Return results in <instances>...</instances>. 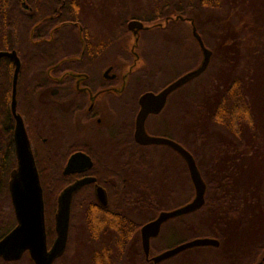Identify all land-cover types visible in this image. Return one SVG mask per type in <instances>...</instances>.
<instances>
[{
  "label": "flooded vegetation",
  "instance_id": "flooded-vegetation-1",
  "mask_svg": "<svg viewBox=\"0 0 264 264\" xmlns=\"http://www.w3.org/2000/svg\"><path fill=\"white\" fill-rule=\"evenodd\" d=\"M18 1L24 10L18 11L21 15L20 44L14 39V44L19 45V51L12 49L0 52L14 51L19 62L16 115L22 120L35 167H46L45 183L48 188L60 185L58 195L53 196L50 204L47 202L49 206L43 197L47 249L52 244L48 246L46 211L52 213L54 226L60 194L82 180L93 181L81 186L73 194L67 244L75 211L80 213L81 218L87 219L95 209L106 210L114 203L118 207L121 189L132 188L134 185H143L140 188H153L156 191L161 185V179L154 182L146 179V174L154 176L156 170L153 168L146 171L144 167H175L176 172V167H180L179 171L183 176L180 179L170 177L169 190L163 200L167 203L170 198L174 205L168 210H160L158 214L182 208L192 202L195 192L184 159L169 146L142 145L135 138L141 96L147 92L158 94L180 77L161 86L157 85L158 74L149 67V55L153 49L152 44L160 43L156 40L159 38L143 36L144 30L135 35L128 32L130 36L119 40L99 38L85 24L66 21L64 11H33L30 0V4L26 0ZM14 19L17 22L18 16H14ZM124 39L126 40L123 42ZM193 39L192 32L191 36L182 37L187 45L193 44ZM16 66L15 60L0 58V167H17L14 143L16 120L11 111ZM179 90L167 96L165 105L158 114L147 116L144 128L148 136L173 141L190 153L188 147L176 138L174 119L177 117ZM150 126L157 129L150 130ZM159 150L163 154L156 152ZM153 155L157 157L154 159ZM76 156V161L69 165L70 160ZM66 167L76 168L66 173ZM8 181L5 189L0 181V221L10 215L14 224L0 236V240L17 225ZM98 189L105 194L104 205L99 201ZM158 197L155 196V199ZM2 201L8 205L7 213ZM205 205L206 202L198 211L164 223L158 236L150 240L148 257L143 253L140 238V228L146 224L144 223L139 228L136 239L132 240V244H136L142 251V254L138 251L141 263L154 264V256L193 240V219ZM171 222L174 225L168 226ZM177 232H181L180 239L158 247L161 238L170 239ZM218 242L216 249L221 248V242ZM66 250L67 245L61 257H64ZM189 250L158 264L170 262ZM25 256L33 264L27 254L21 259ZM263 257L262 255L260 259ZM16 262L0 259V264Z\"/></svg>",
  "mask_w": 264,
  "mask_h": 264
},
{
  "label": "rangeland",
  "instance_id": "rangeland-1",
  "mask_svg": "<svg viewBox=\"0 0 264 264\" xmlns=\"http://www.w3.org/2000/svg\"><path fill=\"white\" fill-rule=\"evenodd\" d=\"M140 1L139 4L145 8L149 7L150 4L154 5L153 0ZM179 1L185 4L188 3V0H167L171 6ZM253 1L254 0H250L251 3H253ZM117 2L118 0H110V7L108 10L102 11L101 6L104 4V0L83 1L85 6L83 9L84 11H82V19L86 22L85 24L90 28L94 36L118 40L119 38H127L130 36L128 31L124 34L121 33V19H118L119 14H117L115 7ZM234 6L235 4H233L232 0H227L224 4L222 3V8L220 10L199 9L198 11L203 12H200V19L197 20L199 23H202V25H206L209 24L208 22L210 21L212 24L217 18H219V20L222 19V21L229 23L228 25H230L231 33H235V35L239 36L237 25L239 22L241 23V18L228 17V14L225 12L228 11V9H232L231 7ZM216 11H220L219 17ZM137 12L138 16H142L145 11ZM172 18L174 19L175 17L173 16ZM189 19L193 21L195 26V19L191 16ZM150 28L152 29V25ZM142 34L145 36L144 33ZM197 34H199L198 31ZM243 34L241 36H243ZM182 37L179 31H176L170 38H159L156 40L160 43L152 44L153 49L149 55V67L152 72L155 71L156 74H158L156 80L158 86L165 84L169 80L173 81L176 77L178 78L179 76L197 69L202 62V52L196 40L193 39V44L187 45L183 42ZM125 40L126 39L122 41L124 42ZM203 44L205 46L204 41ZM190 47L192 48L190 49ZM205 47L212 52L209 47ZM228 47L229 46L226 48ZM244 49V47L242 49L238 48V50L234 48L232 51H228L227 56H229V60H231L232 68L228 65V67H224L223 69L220 61L217 68L214 66V68L211 67L209 70L213 58L212 52L210 63L206 71L178 91L179 105L177 108V117L174 119V125L177 129L176 138L179 142L188 147L195 161L196 158L193 152H196L195 154L199 158V167L201 166L206 172L204 173V178L206 179V176L209 174L207 170L209 155V158L212 156L214 165L222 163L223 160L225 161V167H221V169L224 170L222 176H228L229 179H231L228 182V186H226L228 188L226 192L231 193V204L226 206L219 205L216 210L209 208L204 210V212L201 213L202 216H200V214L194 217L193 225L198 227L200 222L211 221L209 223V228L216 230L214 220L217 216H221L223 223L218 222L217 232L220 236L225 233L228 234V232L230 235L224 237L223 242L225 247L222 246L219 249L212 247L190 249L165 264H229L225 263L226 261L232 262L231 264H246V262H244L246 259L245 257L251 258L253 256L251 248H255L258 244H264V75L261 76V74H259L257 78L253 76L254 67H256V65V72L259 71L258 68L261 65L264 66V60L256 57L258 55V57L261 56L264 58L263 50L260 55L257 50H252L256 56L253 54L255 58H252L251 62L256 61V63L251 69L252 78L246 76L245 79V86L247 88L246 93L251 96L249 101L254 110L256 122L255 129L253 131L245 129L241 138L236 139L222 126L213 123L211 120V110L216 105L220 93L217 88L219 84L215 83L217 79L214 76L222 75V70L227 71L228 78L236 76L234 74L239 73L243 65V57L248 55V51ZM248 56H251L250 53ZM220 58L218 60L223 59V57ZM257 61L260 62L258 63ZM262 70L264 74V69ZM156 129L155 126H150V130L155 131ZM156 152L160 155L163 154L162 150ZM156 157L157 155L152 156L154 159ZM230 160H232V163ZM153 168L156 170L155 175L146 174V179L152 180L153 182L157 179H161V185L156 188V191L155 189L153 191V188H147L141 192L139 189L141 185H134L132 188L128 187L122 189L119 187L121 189L120 201L122 202V210L138 224H142L145 220L154 215L153 211L150 210L149 212V210L141 208L140 204L137 203L139 201V193L141 192L142 195L146 196L149 194V191H151L154 197H158L155 193L157 192L159 197L154 200L156 205L153 204V201L149 204L168 210L174 205L173 200L170 198L167 199V203L163 200L166 199L165 193L169 190L170 177L177 179L183 178L179 171L180 167H176V169L178 168L177 172L175 171V167H144L146 171H148V169L151 171ZM53 186L54 188L50 189V191L47 190L52 198L58 195L60 190V185ZM146 199L150 200L149 197H146ZM2 204L7 213L9 211L8 205L3 201ZM75 213L72 219V228L67 250L58 264H90L91 262V252L94 246L89 235L87 222L86 219L81 218L79 212L75 211ZM213 217H215L214 220ZM13 220V217L10 215L1 219L0 236L13 226ZM47 224L48 226L49 224L53 225L52 213H50V221ZM172 225L174 224L171 222L168 226ZM212 225L214 227H212ZM196 227H194L192 231L193 236L201 235L198 238H209L203 236L206 230H208L206 225L201 229ZM225 228H227L226 232L223 233ZM211 232L215 233L216 231ZM180 234L181 232H177V235L172 236L170 239L166 237L161 238L158 241V247L161 248L172 241L180 239ZM135 237H137V235ZM192 239L196 238L193 237ZM130 246V253L128 252L125 256L119 258L120 260L118 259L120 264H138L141 261L140 253L142 254V251L140 247L138 248L134 243ZM138 251L140 253H138ZM239 254L242 255L241 259H236V256H239ZM262 255H264V251L258 256V259ZM12 264H31V262H29L28 258L25 256V258Z\"/></svg>",
  "mask_w": 264,
  "mask_h": 264
},
{
  "label": "trees",
  "instance_id": "trees-1",
  "mask_svg": "<svg viewBox=\"0 0 264 264\" xmlns=\"http://www.w3.org/2000/svg\"><path fill=\"white\" fill-rule=\"evenodd\" d=\"M32 2L33 11H64L66 16V21H78L81 24L86 22L82 19V11H84L85 0H30ZM27 4L29 0H26ZM140 0H118L116 3L117 14H119L121 33H127L126 25L131 20H136L144 23V25H152V29L149 28L144 30L146 37L167 39L174 35L176 31L182 36H191V26L188 21L174 20L172 17L181 16L183 18H189L190 16L195 19V27L200 34L205 46L209 47L213 52V58L210 63V68H217L220 61L221 65L224 67H230L231 60L227 53L229 50L234 48H245L248 51L247 54L252 56L243 57V65L239 73H236L234 77L228 78L226 70H222V75L214 76L216 77L215 83L219 84L217 87L220 91L217 103L211 110V120L213 123L222 126L226 131L231 133L236 139H240L245 129L254 130L256 127L254 110L250 105V95H247V88L245 86L246 76L252 78L251 69L254 67L256 61H252L254 53L252 50H257L259 55L264 51V0H254L253 3L250 0H232L234 7L225 11L228 17L231 18H241V23L239 22L237 27L239 30V36L235 33H231V28L229 23L226 21L219 20L217 18L214 22H208L209 24L199 23L197 19H200L199 9H211L220 10L222 8V3L227 2V0H188V3L177 2L171 6L167 0H153L154 5L150 4L149 7L145 8L139 3ZM110 7V0H104V4L101 6L102 11L108 10ZM230 8V7H229ZM18 11H24L19 6L18 0H0V51H10L16 49L19 51V45L14 44V39L20 44L21 33V18ZM137 11H145L142 16H138ZM215 12V11H214ZM219 17V12L216 11ZM14 16H18V21L16 22ZM76 17V18H75ZM226 22V23H225ZM154 24V25H153ZM212 25V26H211ZM85 26H87L85 24ZM124 30V31H123ZM153 33V34H150ZM244 33V34H243ZM243 34V36H241ZM252 35V36H251ZM229 46L228 48H226ZM263 50V51H262ZM218 51V53H217ZM245 51V52H246ZM261 51V52H260ZM264 53V52H263ZM221 54V55H220ZM254 54V55H253ZM220 55V56H219ZM223 57L222 60H218ZM256 56V55H255ZM258 59H263L261 56ZM221 59V58H220ZM258 62V61H257ZM260 62V61H259ZM258 62V63H259ZM252 66V67H251ZM264 66H260L257 70V65L254 67V77L257 78L259 74L263 76ZM207 70V71H209ZM227 74L226 76H224ZM197 161V166L199 167V158L193 152ZM208 165L207 170L209 172L206 179L204 178V169L199 167L202 177L206 183L207 190L205 194L206 205L204 209L195 215L198 216L204 212V210L212 209L216 210L219 205H228L232 202L231 193L226 192L228 182L231 180L228 176L223 177L224 170L221 167H225V161L217 165L213 164L212 156L208 155ZM232 163V160H230ZM228 163V162H227ZM216 167V168H215ZM15 167H0V181L5 189L6 183L9 179L10 172ZM40 185L43 189V197L46 204L52 202V196L47 192L50 191L47 183L46 167H37ZM143 186V185H141ZM144 188H140L143 192ZM151 190V189H149ZM139 193L138 204L143 209H147L154 212L153 217L145 220L142 224L135 222L129 215H127L122 210V202L117 203L118 207L114 203L108 209H95L93 215L88 216L86 219L87 228L91 241L93 242L94 249L91 252V262L90 264H120L121 257L125 256L132 244L133 238L138 235L139 228L144 224L153 219L160 210H164L156 205L154 200L155 197L151 191L146 196ZM48 193V195H47ZM149 197V199H146ZM264 200V197H263ZM153 201V206L149 203ZM49 204H48V203ZM159 205V204H157ZM118 208V209H117ZM234 213L233 211H231ZM46 224L50 221V213L46 211ZM202 216V214L200 215ZM220 216V215H219ZM215 217H213L214 220ZM211 219V218H210ZM214 225H216V230L209 228V223L211 221L200 222L199 226L193 225L196 228H203L204 225L207 226L203 236L209 238H215L221 242V247L224 246L225 234H220L218 230V222L223 223L222 217H216L214 220ZM213 223V222H212ZM211 223V224H212ZM212 227H214L212 225ZM225 228L224 230H226ZM211 231H216L215 233ZM224 233V232H223ZM201 236V235H200ZM199 235L193 236L194 238L200 237ZM55 238L54 227L52 224H47V241L48 246H50ZM248 251V250H247ZM246 251V252H247ZM253 251V252H252ZM264 251L263 245H256V247L251 248L253 256L251 258L245 257L244 262L246 264H252L256 262L258 256ZM157 253L156 251H153ZM134 255V254H133ZM242 255L236 256V259H241ZM63 257L59 258L54 262L58 264ZM119 259V260H118ZM138 264H143L141 261Z\"/></svg>",
  "mask_w": 264,
  "mask_h": 264
},
{
  "label": "water",
  "instance_id": "water-1",
  "mask_svg": "<svg viewBox=\"0 0 264 264\" xmlns=\"http://www.w3.org/2000/svg\"><path fill=\"white\" fill-rule=\"evenodd\" d=\"M174 20L188 21L191 26V32L202 52V62L200 66L190 71L169 84L158 94L147 92L139 100L140 112L138 113L135 128V138L142 145H166L177 152L185 161L191 182L194 187L195 196L188 205L172 210L160 212L157 217L144 224L140 228V238L143 253L149 256L150 240L158 236L161 226L167 221L193 212L202 208L205 203L206 184L202 179L199 168L194 157L181 145L159 137H150L146 134L144 122L149 114H158L165 105L167 96L179 90L182 86L189 84L192 80L202 75L209 66L212 52L207 49L199 34H197L194 23L189 18L176 16ZM126 28L129 32L138 34L139 31L147 30L150 27L136 20L127 23ZM8 57L16 61L17 66L13 77L11 111L16 120L14 130L15 153L17 167H15L9 176L8 190L14 209L17 225L8 234L0 240V259L11 262L18 261L24 254H27L33 264H53L65 252L70 205L73 194L85 184L92 182V179L79 181L66 188L58 198V208L54 217L55 239L50 249H47L46 232L44 223L43 195L40 185L37 167L29 146V141L20 116L16 115V81L19 71V62L15 52H0V58ZM77 156L70 160L72 165ZM76 167H66L65 172H72ZM99 201L105 204V194L103 190L98 189ZM219 242L213 238H196L175 248L164 251L154 256L152 262L158 264L170 259L185 250L201 247H218ZM264 256V255H263ZM254 264H264V257L260 258Z\"/></svg>",
  "mask_w": 264,
  "mask_h": 264
}]
</instances>
